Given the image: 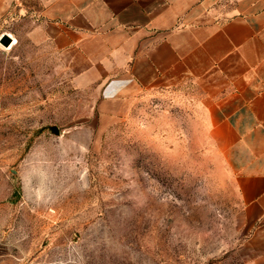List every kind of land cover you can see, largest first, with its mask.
I'll return each instance as SVG.
<instances>
[{
	"label": "rangeland",
	"instance_id": "obj_1",
	"mask_svg": "<svg viewBox=\"0 0 264 264\" xmlns=\"http://www.w3.org/2000/svg\"><path fill=\"white\" fill-rule=\"evenodd\" d=\"M36 7L0 15V264H264L209 119L215 81L103 78Z\"/></svg>",
	"mask_w": 264,
	"mask_h": 264
},
{
	"label": "crops",
	"instance_id": "obj_2",
	"mask_svg": "<svg viewBox=\"0 0 264 264\" xmlns=\"http://www.w3.org/2000/svg\"><path fill=\"white\" fill-rule=\"evenodd\" d=\"M11 1L0 0V15ZM40 1L30 14L50 42L91 45V58L109 63L103 78L142 87L215 81L221 93L209 119L235 178L247 243L264 257V0Z\"/></svg>",
	"mask_w": 264,
	"mask_h": 264
},
{
	"label": "water",
	"instance_id": "obj_3",
	"mask_svg": "<svg viewBox=\"0 0 264 264\" xmlns=\"http://www.w3.org/2000/svg\"><path fill=\"white\" fill-rule=\"evenodd\" d=\"M11 42H12V38L7 33H3L0 36V43L3 46H9L11 44ZM51 129L53 130V132L58 133V130H57L56 126H54V125L51 126Z\"/></svg>",
	"mask_w": 264,
	"mask_h": 264
}]
</instances>
